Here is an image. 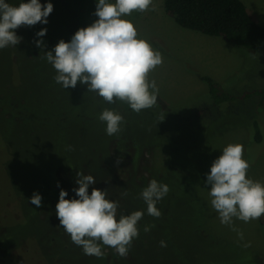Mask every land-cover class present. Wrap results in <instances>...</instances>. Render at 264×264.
I'll return each mask as SVG.
<instances>
[{"label":"rangeland","instance_id":"obj_1","mask_svg":"<svg viewBox=\"0 0 264 264\" xmlns=\"http://www.w3.org/2000/svg\"><path fill=\"white\" fill-rule=\"evenodd\" d=\"M241 1L264 26V0ZM7 2L18 5L20 0ZM47 2L53 4L47 24L16 29L21 43L0 49V264H49L48 255L57 256L59 241L52 251L41 245L59 234L52 233L47 224L54 219L60 227L55 209L59 191L68 192L66 199L77 198L72 191L78 187L76 172L96 179L89 194L93 187L107 189V197L113 195L111 200H121L128 208L136 203L145 213L142 226L153 225L147 233L139 231L126 258L105 247L100 259L85 255L78 246L68 253L70 257L83 255L76 264H118L121 259L124 264H264V223L234 219L233 226L243 233L241 239L232 227L221 224L210 204V186L204 183L212 162L230 143L243 145V158L250 165L248 177L264 182V109L254 114L256 97L214 104L200 79L211 77L223 92L235 96L261 88L264 50L248 52L219 38L184 30L164 14L162 0H153L154 11L125 17L136 27L138 37L163 56V63L149 73V80L159 88L158 97L188 117L201 111L198 119L184 122L192 130L181 132L179 138L168 126L158 129L152 118L134 115L126 103L108 104L79 82L74 89L65 90L54 81L55 70L43 59L44 52L61 39L70 40L76 19L82 27L96 20V0L88 1L82 12L79 0H40L42 5ZM41 28L47 29L46 35L36 37ZM37 39L43 41V48L35 45ZM104 108L115 109L124 117L122 131L116 135H106V125L98 119ZM253 119L260 124V143L254 141ZM58 122L63 124L61 129L55 125ZM172 123L182 125L181 120ZM159 132L178 137L177 144L173 147L167 141L162 147H146L150 136ZM131 139L142 142L138 150L133 151ZM119 140L126 141L123 150ZM171 156L180 165L182 179L177 183L158 174L165 172ZM118 158L121 163L116 164ZM132 179L141 182L140 188L136 189ZM152 179L170 189L175 185L174 192L169 191L156 205L169 208L160 218L147 214L139 196ZM124 188L127 196L121 195ZM33 192L42 196L40 208L30 202ZM124 210L120 206L118 212L125 214ZM63 235L67 243L77 246L65 230ZM52 259L54 264L64 260Z\"/></svg>","mask_w":264,"mask_h":264},{"label":"clouds","instance_id":"obj_2","mask_svg":"<svg viewBox=\"0 0 264 264\" xmlns=\"http://www.w3.org/2000/svg\"><path fill=\"white\" fill-rule=\"evenodd\" d=\"M149 10H155L153 0H96L93 15L97 19L79 28L68 42L61 39L50 51L44 52L43 59L55 70L54 81L65 90L74 89L79 82L108 104L118 100L137 114L154 107L159 88L154 80H149V73L163 63V56L146 39L138 37L134 24L125 18L133 12ZM52 11L50 2L42 5L40 0H20L18 5H13L0 0V49L16 47L22 37L15 30L37 23L47 24ZM46 31L41 28L35 36L43 37ZM34 43L38 48L44 47L40 39ZM98 119L105 123L108 136L121 132L125 123L119 112L109 108H104ZM68 150L73 149L69 146ZM243 152L241 144L225 146L212 162L204 181L210 186V204L221 224L232 227L241 239L243 233L233 226L234 219L247 223L264 215V182L248 177L250 165L243 158ZM115 163H121V158ZM95 183L92 175L76 172L78 187L72 191L77 198L66 199L68 192L59 191L55 205L59 225L85 255L102 259L104 248L110 247L121 258H126L139 236L138 222L145 213L142 210L127 215L119 213V202L107 198V189L93 187L89 194V187ZM169 191L168 185L156 179L141 190L139 196L146 204L148 215L161 217L162 212L156 205ZM121 195L127 196V190ZM29 199L37 208L42 206L39 193L33 192ZM151 227L153 225H145L144 232ZM160 246L166 247V242L160 241Z\"/></svg>","mask_w":264,"mask_h":264},{"label":"trees","instance_id":"obj_3","mask_svg":"<svg viewBox=\"0 0 264 264\" xmlns=\"http://www.w3.org/2000/svg\"><path fill=\"white\" fill-rule=\"evenodd\" d=\"M81 7L80 11L82 12L84 6L90 0H79ZM114 2V0H111ZM162 10L166 16L172 19V21L179 26L180 28L188 31H192L194 33L201 34L203 36L211 37V38H219L224 42L232 45L235 48L243 49L248 52H256L264 50V26L259 24L255 21L251 15L248 13L245 4L241 0H162ZM80 19V17H79ZM82 21V17L79 20ZM72 28L74 29V33L82 26L78 25L77 19L75 22L72 23ZM200 79L206 84L208 95L212 96L213 103L216 102H233V101H245L251 99V97H256L257 102L255 106L254 114H257L259 110L264 109V86L261 88H256L254 90H249L243 92L237 96L234 94H227L226 92L222 91L221 85H219L216 81H214L211 77L208 76H200ZM254 108V107H253ZM133 113V112H131ZM134 115H137L134 114ZM140 115H145L148 118L153 119V123L155 124L156 128H163L168 126V129L171 132L176 133V135L180 138L181 132L188 133V131L192 130V128H188L184 125L186 121H193L194 119H198V116L202 115L201 111L195 112L192 116L188 117L186 115H182L168 106L165 102H163L160 97L157 99V104L146 110H142L139 113ZM164 117V119H163ZM200 118V117H199ZM163 119V120H162ZM173 119L175 121H182L181 127L175 126L173 124ZM162 120V121H161ZM58 129H61L63 124L58 122L55 124ZM260 124L256 119H253L251 122V127L254 130V141L260 143L261 142V134H260ZM155 130V128H154ZM176 137V138H178ZM172 135H165L163 133H157V135H151L149 142H145L144 144L147 145L146 147L150 146H164L165 142H169L170 145L173 147L177 144L174 142L176 139ZM130 140V139H129ZM128 140V142H129ZM134 140V148L133 151L138 150V147L142 145V142H139L138 139H131ZM126 141L119 140L120 149L123 150L122 147ZM117 146V145H116ZM167 168L164 170L165 172L158 173L167 176L168 179L174 183H177V179H182L180 175V165L178 160L175 159L173 156L169 158ZM164 176L163 182H164ZM132 184L136 187V189L140 188L139 185H142L141 182L139 183L138 180L132 179ZM138 182V183H137ZM175 186V185H174ZM172 186L170 189L171 192H174L175 187ZM125 191V188H124ZM113 195H109L107 197L111 200ZM119 202V205L124 208L125 215L130 214L133 211L141 210L140 206L136 203H131V207L129 204H121V200H116ZM124 206V207H123ZM127 209H126V208ZM169 209L168 207H166ZM166 208H158L162 214L165 213ZM144 219L138 222L139 231L144 232ZM258 223H264V215H262L259 219H257ZM51 222L53 223V227H51ZM57 221L54 219H49L47 224L49 225V230L56 231L58 236H49L47 238V242H44V245H41L42 248H48L50 251L54 248V242L59 241L60 243H56L59 245L60 250L56 255L49 254L50 256V263L54 264L52 258H60L62 262L60 264H76L77 261L81 262L83 255L81 254H73L71 257L68 253L71 254L72 250L78 248V246L70 245L67 243L66 239L64 238L63 231L61 227L57 226ZM158 223V222H157ZM156 223V224H157ZM55 244V246H56ZM47 251V250H46ZM69 258V259H65ZM105 264H113L104 262ZM57 264V263H56ZM118 264H124V261L118 262Z\"/></svg>","mask_w":264,"mask_h":264}]
</instances>
